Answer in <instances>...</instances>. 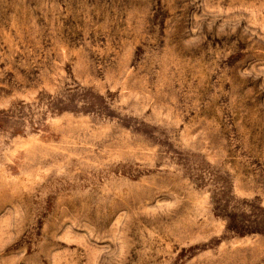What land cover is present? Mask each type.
<instances>
[{"label":"rangeland","instance_id":"374dc122","mask_svg":"<svg viewBox=\"0 0 264 264\" xmlns=\"http://www.w3.org/2000/svg\"><path fill=\"white\" fill-rule=\"evenodd\" d=\"M0 264H264V0H0Z\"/></svg>","mask_w":264,"mask_h":264}]
</instances>
